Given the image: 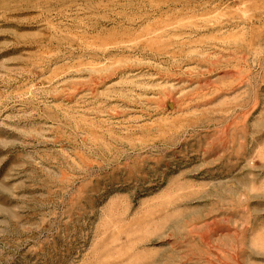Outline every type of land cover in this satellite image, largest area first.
<instances>
[{
  "label": "rangeland",
  "instance_id": "obj_1",
  "mask_svg": "<svg viewBox=\"0 0 264 264\" xmlns=\"http://www.w3.org/2000/svg\"><path fill=\"white\" fill-rule=\"evenodd\" d=\"M0 264H264V0H0Z\"/></svg>",
  "mask_w": 264,
  "mask_h": 264
}]
</instances>
